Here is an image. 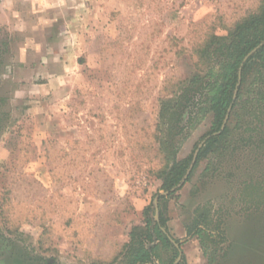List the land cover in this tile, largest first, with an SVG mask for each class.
Masks as SVG:
<instances>
[{"label": "rangeland", "instance_id": "374dc122", "mask_svg": "<svg viewBox=\"0 0 264 264\" xmlns=\"http://www.w3.org/2000/svg\"><path fill=\"white\" fill-rule=\"evenodd\" d=\"M263 3L0 0V264H129L147 214L165 217L182 254L157 240L147 264H264L257 68L191 178L173 196L159 178L163 104L205 75V43ZM213 120L174 137L178 160L206 149ZM196 219L203 238L188 233Z\"/></svg>", "mask_w": 264, "mask_h": 264}, {"label": "trees", "instance_id": "16d2710c", "mask_svg": "<svg viewBox=\"0 0 264 264\" xmlns=\"http://www.w3.org/2000/svg\"><path fill=\"white\" fill-rule=\"evenodd\" d=\"M262 43H264V3L258 13L237 23L226 37H211L199 52L200 61L207 67L205 75H194L180 95L163 104L160 113L162 129L159 126V131L167 135L161 140V151L165 154L166 164L160 170L159 178L163 182L162 190L168 192L170 196L180 190L181 187L178 186L183 182L192 161L191 157L178 160L181 143H174V137L196 124L201 116L212 114L213 129L208 136L206 149L200 151L199 161L209 149L211 150L229 135V124L222 132L221 129L230 107L232 106L233 112L237 106V98L240 97L238 87L240 70L242 69L243 82L251 66L252 70L257 68L254 84L264 77V44L246 62L244 61L249 53ZM237 89V98L234 99ZM186 112H188L189 126L181 127ZM204 224L200 219H196L194 227L189 228L188 233L191 234L195 230V234L203 238L208 232ZM132 238H135V234H132ZM157 240L173 247L176 257L180 254L181 249L175 248L171 242L165 217L160 214L157 220L147 214L140 240L136 241L137 248L126 246L127 249L131 248L128 250L131 252L129 264H147L157 248L152 243ZM176 242L179 243L178 240Z\"/></svg>", "mask_w": 264, "mask_h": 264}, {"label": "water", "instance_id": "95a60500", "mask_svg": "<svg viewBox=\"0 0 264 264\" xmlns=\"http://www.w3.org/2000/svg\"><path fill=\"white\" fill-rule=\"evenodd\" d=\"M263 44H264V43H262L260 46H258L256 49H254L252 52H250L249 55L245 58L244 61L246 62V61L249 59V57H251L254 53L257 52V50H258L259 48H261V47L263 46ZM241 70H242V69H241ZM241 70H240V73H239V83H238V87H239L240 84H241V78H242V71H241ZM237 92H238V89L236 90V94H235L234 99L237 98ZM231 111H232V106L230 107V109H229V111H228V114H227L226 120H225L224 125H223V127H222V129H221V132L226 128V125H227V123H228V121H229V118H230V113H231ZM218 134H219V133H218ZM208 138H209V137H208ZM208 138H207V139H208ZM207 139H206V140H207ZM204 143H205V141H203V142L200 144V146L198 147L197 151L195 152V154H194V158H193V161H192V164L190 165V168H189V170H188V172H187V174H186V176H185L183 182H182L178 187H182V185H183L184 183H186L188 177L190 176L192 170L194 169V166H195V164H196V162H197V159H198V156H199L200 150L202 149ZM175 190H176V189H173V191H175ZM165 194L169 195L168 192L165 193ZM154 205H155V207L157 208V213H158V208H159V207H158V199L155 200ZM171 241L175 244V241H174V240L171 239ZM175 245L177 246V248L179 247L177 244H175ZM181 255H182V254H181V252H180V256H179V258H178V261L181 259ZM178 261H177V262H178Z\"/></svg>", "mask_w": 264, "mask_h": 264}]
</instances>
